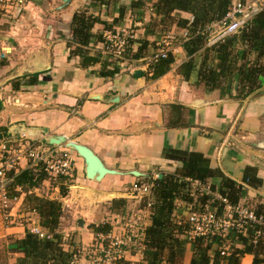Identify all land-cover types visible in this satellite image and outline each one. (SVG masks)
<instances>
[{
  "label": "crops",
  "instance_id": "crops-1",
  "mask_svg": "<svg viewBox=\"0 0 264 264\" xmlns=\"http://www.w3.org/2000/svg\"><path fill=\"white\" fill-rule=\"evenodd\" d=\"M22 1L8 14L0 12V139L13 137L10 129L18 134L22 124L29 129L44 128L91 149L119 175H107L99 182L88 180L85 161L73 152L78 185L68 187L61 179L46 176L34 188L15 189L17 200L11 205L16 221L5 222L0 209V264H19L25 257L18 242L29 231L24 217L31 195L61 203L58 234L70 256L94 245L101 227L120 235L127 218L147 210L145 202L133 199L132 185L153 177L161 179L183 167L165 157L169 150L202 154L222 175L206 181L213 191L221 190L224 177L235 183L241 203L264 207V77L260 78L262 87L249 94V88L240 85L238 74L222 89L199 85L200 55L188 56L184 50L189 30L163 23L154 6L156 0L142 2L141 7L135 6L138 0H71L63 7V0ZM79 13L98 20L88 46L82 49L84 57L78 54L81 45L75 43L72 33ZM173 18L191 20L192 16L177 11ZM125 27L133 35L132 47L116 68L104 51L103 36L108 30ZM167 33L180 36L169 55L173 63L167 73L153 78L155 65L148 67L147 58ZM140 52L143 57L136 59ZM253 52L252 62L264 64ZM238 53L244 54V48L239 46ZM194 56L195 67L185 78L181 67ZM130 65L135 71L128 70ZM136 71L142 76L136 77ZM26 170L39 172L23 164L17 174ZM248 170L252 172L249 178ZM62 186H66L63 194ZM89 192L100 201L109 197L124 200L125 205L97 204L86 198ZM79 212L86 218L76 220ZM151 225L149 221L147 228ZM185 249L183 264H191L193 244H186ZM216 252L217 245H212L210 264ZM227 258L221 264H229ZM131 261L148 264L134 250L123 263ZM238 261L254 264L255 255L244 252Z\"/></svg>",
  "mask_w": 264,
  "mask_h": 264
},
{
  "label": "trees",
  "instance_id": "trees-1",
  "mask_svg": "<svg viewBox=\"0 0 264 264\" xmlns=\"http://www.w3.org/2000/svg\"><path fill=\"white\" fill-rule=\"evenodd\" d=\"M147 1L154 0H138L135 6L141 7L142 2ZM240 1L246 2L247 0ZM154 6L163 23H175L178 27L189 30L190 39L185 43L184 50L188 56L200 55L201 62L198 67L197 80L199 85L205 86L208 90L222 89L228 80L238 74L240 85L249 88L246 94L262 87L260 78L264 77V64L259 60L252 62L250 56L255 51L258 59L264 60V11L256 15L237 34L227 37L221 43L207 47L210 38V32L207 29L222 21L232 11L233 0H156ZM177 11L191 14L192 19L175 20L173 13ZM96 21H98L96 18L88 17L82 13L77 14L73 20V38L77 41L75 43L81 45L77 52L83 57L86 54L82 53V49L88 46L92 37L90 32ZM239 46L244 48V54L241 56L238 53ZM141 52L143 53V49ZM141 52L135 56L136 59L143 57ZM194 61L195 56L182 65L185 78H188L194 69ZM240 61H242L241 64H239ZM172 63L171 56L157 63L154 68L152 67L153 78H159L167 73ZM164 155L169 159L181 162L183 167L178 173L163 176L156 181L152 194L154 200L152 225L146 231L145 254L148 257V264H183L185 246L188 243L180 238L182 230L176 228L172 221L176 201H193L190 195L185 194L191 187L190 182L186 180L205 184L208 179L222 175L212 169L209 160L200 153L169 150ZM38 171V173L33 170H26L20 174L11 173L12 182L9 186L11 197H14V190L18 187L22 189L34 188L47 176L43 170ZM250 174L252 172L248 170L246 177ZM235 186L233 181L223 177L220 191L223 195H227L233 203H237L241 197L238 195V190H235ZM63 191L65 192V190ZM121 205H124V200H115L113 203L116 208ZM27 207L29 211L33 210L38 213L42 228L52 235V239H40L28 231L25 238L18 242V247L25 255L19 264H69L71 256L63 250L62 236L58 234L62 217L61 203L31 195L28 197ZM257 210L264 214V207ZM98 232L108 233V229L101 227ZM212 245L203 238L197 239L193 243L195 255L191 264H210L209 252ZM244 252L255 255L254 264L264 262V259H259V255H264V247L254 250L247 245ZM244 252L233 253L227 258V263L239 264L238 259ZM222 259L225 258L220 257V252H216L213 264H221ZM120 264L126 263L121 261Z\"/></svg>",
  "mask_w": 264,
  "mask_h": 264
},
{
  "label": "built area",
  "instance_id": "built-area-1",
  "mask_svg": "<svg viewBox=\"0 0 264 264\" xmlns=\"http://www.w3.org/2000/svg\"><path fill=\"white\" fill-rule=\"evenodd\" d=\"M22 2V0H0V12L8 14ZM263 11L264 0H247L246 2L235 0L232 11L222 21L207 29L210 32L207 46H214L227 37L237 34ZM132 39L131 30L126 27L104 33V51L116 68L125 61L132 47ZM184 39L189 40L190 37L185 35ZM176 41L177 37L173 34L167 33L161 36L157 42L156 52L147 58L148 67L168 59ZM135 69L132 65L128 67L129 71H135ZM72 153L61 147L47 146L40 140L32 139L25 134L16 138L0 139V209L3 220L9 223L16 221V216L12 214L11 202H16L17 199L11 197L9 190L12 182L11 173L17 174L24 164L37 168L36 171L43 170L51 180L72 181L75 178ZM186 181L190 182L194 189V192L190 194L193 201L181 203L176 201L172 216L176 228L182 230L180 235L182 240L193 244L197 239L203 238L208 243L217 245L220 256L224 258L231 256L237 250H243L247 245L254 250L264 247V214L259 213L250 204L240 201L233 203L227 195H223L220 191H213L210 185L199 181ZM153 184L156 185L154 180L134 183L132 185L133 199L138 198L146 203V207L152 208L154 205ZM197 194L203 200L196 199ZM181 210L182 213H180ZM26 219L30 233L40 239H52V235L40 227L38 219ZM142 219L135 216L127 218L123 222V231L120 235L99 232L96 243L77 249L71 255L69 264H82L83 260H86L87 264H120L131 250L140 255V259L145 260L146 263L148 260L145 254L147 225ZM237 257H239L238 254ZM138 262L131 261L128 264H138Z\"/></svg>",
  "mask_w": 264,
  "mask_h": 264
},
{
  "label": "water",
  "instance_id": "water-1",
  "mask_svg": "<svg viewBox=\"0 0 264 264\" xmlns=\"http://www.w3.org/2000/svg\"><path fill=\"white\" fill-rule=\"evenodd\" d=\"M63 6L69 4L71 0H63ZM136 77H141L142 72L136 71L134 74ZM9 133L14 137L17 135L25 134L28 137L30 136H38L36 138H32L35 140H40L47 146L52 147H61L68 151L75 152L78 156H80L86 164V178L88 180H92L95 182L101 181L107 175H119L117 171L108 169L104 163L97 157L94 152L72 140H68L65 136H55L51 135L47 129L44 128H27L25 125H21V130L18 134L12 129L9 130ZM31 138V137H30ZM135 176H139V174L134 173ZM75 189L74 187H72Z\"/></svg>",
  "mask_w": 264,
  "mask_h": 264
},
{
  "label": "rangeland",
  "instance_id": "rangeland-1",
  "mask_svg": "<svg viewBox=\"0 0 264 264\" xmlns=\"http://www.w3.org/2000/svg\"><path fill=\"white\" fill-rule=\"evenodd\" d=\"M187 35H188V33H187ZM177 37H180L179 35H177ZM240 64V63H239ZM235 76V75H234ZM233 76V77H234ZM229 85V84H228ZM14 138H16V137H14ZM153 180H154V182H155V184H156V181H157V179H159L158 177H153L152 178ZM58 180H60V179H58ZM61 181H63V183L65 184V185H67L68 187H69V185H70V187L71 186H75V185H78L77 184V180L74 178L72 181H65L64 182V180L63 179H61ZM58 182V181H57ZM188 182V181H187ZM67 183V184H66ZM151 184V183H150ZM154 185V184H153ZM155 186L156 185H154L153 187H152V191L154 192V190H155ZM64 188H66V186L65 187H63L62 186V188H61V190H62V193L61 194H63L64 193V191H63V189ZM96 189V188H95ZM73 190H75V189H73ZM192 191L194 192V189H193V187H190L189 188V190L185 193L186 195H190L191 193H192ZM66 192V191H65ZM85 196H86V198H88V199H93V200H95L94 202H96L97 204H99V203H101V204H103V206L104 205H106V206H108V205H110L111 207L113 206V203H114V201H111L110 199H109V197L108 198H105L103 201H100L99 200V198L97 197L96 198V196L92 193V192H89V193H85ZM199 194H197V197H196V199H198V200H201L202 198H199ZM135 200V199H134ZM137 200H138V198H137ZM137 200H135V201H137ZM203 200V199H202ZM125 205V204H124ZM1 206V205H0ZM74 211H75V209H74ZM2 214V213H1ZM0 214V215H1ZM25 215H26V218H32V219H34V220H37V219H40V217H39V215H38V213L36 212V211H27V212H25ZM70 216V215H69ZM132 216H135L136 218H143L142 219V221L143 222H145V224L147 225L148 223H149V221H151L150 219H152V208H150V207H147V210H143V212H141V211H135L134 212V214L132 215ZM83 218H86V216L85 215H82V213L80 214V212L76 215V220H83ZM88 220V219H87ZM39 221V220H38ZM77 221H75V223H76ZM39 223V225H40V227L42 228V226H41V221L40 222H38ZM74 226L75 227H77V223L76 224H74ZM45 230V229H44ZM147 230H148V228H147ZM46 231V230H45ZM47 232V231H46ZM48 233V232H47ZM147 238V236H146V233H145V239Z\"/></svg>",
  "mask_w": 264,
  "mask_h": 264
},
{
  "label": "clouds",
  "instance_id": "clouds-1",
  "mask_svg": "<svg viewBox=\"0 0 264 264\" xmlns=\"http://www.w3.org/2000/svg\"><path fill=\"white\" fill-rule=\"evenodd\" d=\"M145 181H147V180H145ZM153 181V179L152 180H150V182H152Z\"/></svg>",
  "mask_w": 264,
  "mask_h": 264
}]
</instances>
